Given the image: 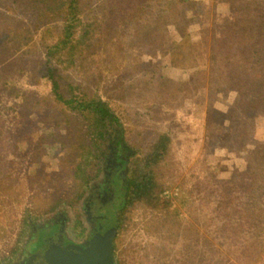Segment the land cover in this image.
Segmentation results:
<instances>
[{
  "label": "rangeland",
  "instance_id": "374dc122",
  "mask_svg": "<svg viewBox=\"0 0 264 264\" xmlns=\"http://www.w3.org/2000/svg\"><path fill=\"white\" fill-rule=\"evenodd\" d=\"M59 1L0 0V264H16L33 228L83 219L115 138L131 182L164 136L161 206L117 208L116 263L264 264V103L248 105L262 92L252 87L264 75L253 64L264 0H189L174 12L170 0H80L78 46L50 59L63 94L72 85L105 102L112 128L71 112L42 78L64 34Z\"/></svg>",
  "mask_w": 264,
  "mask_h": 264
},
{
  "label": "trees",
  "instance_id": "16d2710c",
  "mask_svg": "<svg viewBox=\"0 0 264 264\" xmlns=\"http://www.w3.org/2000/svg\"><path fill=\"white\" fill-rule=\"evenodd\" d=\"M45 1V0H42ZM189 0H170L168 3V6L172 11L174 12V6L178 5H184L187 4ZM59 10L63 12L65 17V27H64V34L63 38L59 41L58 44H56L53 47H50L48 50V53L46 54V59L43 64L44 70H42V78L44 80H47L51 84V92L54 95V98L56 101L62 103L63 106L68 108L71 112H73L76 115L80 116H86V119H89L91 122H95L96 124H99L100 127L108 128L107 126L110 125H119L118 119L115 117L114 113L110 110L108 105L103 102L100 99L95 98H87L84 97L82 94L76 93V89H79L78 87H73L72 85H68L69 87V93L68 95H64L62 92L63 85L61 83V75L60 70L57 69L56 63L53 62V60L50 59L51 56H55V53L58 55V53H61L62 51L66 50V53L72 54V52L76 49L78 46V42L81 38L78 40H74L75 31L79 27H84L85 24L81 20V8H80V0H60L59 1ZM171 12V13H173ZM177 13L178 11L175 10ZM180 19L183 18V14L179 15ZM259 22V29H264V16H260ZM174 25L176 28L178 27L179 23L171 24ZM239 25L235 23L228 24L226 27L227 31L231 30V37H235L238 34L239 31ZM89 27V26H88ZM239 35H241L239 33ZM258 38H256L255 42L257 43L255 47H257V51L253 52L254 54H258L263 49H260L259 46H263L264 43L262 42V39L259 38L260 35H256ZM182 42V41H181ZM264 51V50H263ZM56 55V56H57ZM255 59V58H254ZM253 64H259L262 65L259 67V71H264V56L261 59L254 61ZM248 68V66H247ZM245 69V73L247 74L250 69ZM258 81L254 84V88L257 91H262L261 94L257 92V95L255 97V101H250L248 104L249 106L253 105L254 109L259 108L264 103V75L259 74ZM259 102V104H258ZM112 128V127H111ZM103 133V132H102ZM114 137V136H110ZM116 145L120 144V141L118 138H115ZM170 141V138L168 136H164L163 141L158 142L152 152L149 154L148 158L146 159L144 164L138 165L136 163V167H134V176L131 179V184L128 189V198L125 200L123 204V208H128L132 205H134L137 202H144L146 205L150 206L151 208L158 209L161 206L159 194H158V185L155 179V173H154V165L158 164L167 154L168 152V143ZM130 159L128 158V161L126 163H129ZM123 217V216H122ZM119 230L122 229L123 220L120 216L119 219ZM117 249H119V243L118 239L116 238L114 242Z\"/></svg>",
  "mask_w": 264,
  "mask_h": 264
},
{
  "label": "flooded vegetation",
  "instance_id": "af4514ba",
  "mask_svg": "<svg viewBox=\"0 0 264 264\" xmlns=\"http://www.w3.org/2000/svg\"><path fill=\"white\" fill-rule=\"evenodd\" d=\"M115 143L116 140L110 144V152L105 156V184L90 190V196L83 202V219H76V224L70 231L65 229L67 220L64 216H60V222L52 220L33 228L16 264H43L42 256L52 242L81 245L100 230L106 232L117 227L119 232L120 214L116 210L118 207L120 209L128 198L131 182L127 180V147L123 143Z\"/></svg>",
  "mask_w": 264,
  "mask_h": 264
},
{
  "label": "water",
  "instance_id": "95a60500",
  "mask_svg": "<svg viewBox=\"0 0 264 264\" xmlns=\"http://www.w3.org/2000/svg\"><path fill=\"white\" fill-rule=\"evenodd\" d=\"M118 228L98 231L81 245L52 242L44 252L43 264H117L114 244Z\"/></svg>",
  "mask_w": 264,
  "mask_h": 264
}]
</instances>
